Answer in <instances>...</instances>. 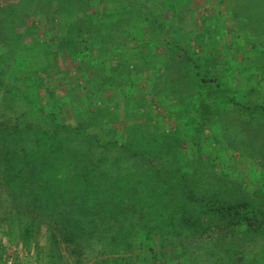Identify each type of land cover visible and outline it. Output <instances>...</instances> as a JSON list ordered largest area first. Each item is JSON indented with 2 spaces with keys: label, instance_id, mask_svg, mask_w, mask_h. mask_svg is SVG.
<instances>
[{
  "label": "rangeland",
  "instance_id": "obj_1",
  "mask_svg": "<svg viewBox=\"0 0 264 264\" xmlns=\"http://www.w3.org/2000/svg\"><path fill=\"white\" fill-rule=\"evenodd\" d=\"M0 81L22 91L0 90V121L35 124L65 154L96 163L118 153L132 170L147 156L132 150L151 144L170 193L185 171L197 197L264 203V111L246 107L264 103V0H0ZM14 205L0 188V259L9 247L23 253L12 264H230L236 254L219 247L229 240L249 260L264 257V231L225 240L185 230L180 247L178 225L159 221L119 231L114 250L92 238L79 255L51 231L25 240L37 221L15 219ZM200 206L181 209L196 216Z\"/></svg>",
  "mask_w": 264,
  "mask_h": 264
},
{
  "label": "trees",
  "instance_id": "obj_2",
  "mask_svg": "<svg viewBox=\"0 0 264 264\" xmlns=\"http://www.w3.org/2000/svg\"><path fill=\"white\" fill-rule=\"evenodd\" d=\"M39 77L37 75L34 83L38 91L42 86ZM1 89L12 93L19 90L14 85L6 89L0 81ZM23 95L27 96L25 92ZM246 107L264 111V103L247 104ZM53 114L50 120L58 125ZM36 127L31 122L20 125L0 121V188L15 202V219L26 214L37 221L36 225H25L21 234L33 229L39 233L51 231L54 243L69 244L75 248L73 252L80 255L78 246L91 243L92 238L99 248L114 250L120 244L119 231H131L138 225H158V221L161 225H178L174 240L180 247L185 230L192 231L191 236L198 234L208 239L212 238L210 232L217 230L219 237L225 240L231 236L244 238L246 234L253 237V233L264 231V203L259 205L250 196L230 197L213 192L197 197L186 181L185 171L179 173L178 182H175L177 189L182 186L181 189L170 193L168 187L171 185L168 184L173 181L167 183L162 179L167 177L165 170L168 172L169 168L152 162L155 148L151 144L150 151L132 150L135 156L147 155L144 165L124 170L118 163V153L114 154V161H108L105 154L98 157L99 162L92 163L89 158L84 159L78 149L65 154V148L56 146L55 141L49 144L50 137L39 135L37 130L34 132ZM116 145L120 149V145ZM108 149L105 145L102 150ZM126 149L130 151L131 148ZM70 154L75 157L71 159ZM157 192L162 194L159 198L155 197ZM184 201L201 205L199 215L185 213L181 209ZM179 225L183 229H179ZM23 236L29 240V235ZM226 243L221 246L219 243V247L229 257L236 254L233 260L228 258L230 264H264V257L255 254L249 260L238 251L237 246L242 244L235 247L230 240ZM184 251L182 248L181 252ZM173 252L181 253L176 249ZM193 254L195 252L188 257Z\"/></svg>",
  "mask_w": 264,
  "mask_h": 264
},
{
  "label": "crops",
  "instance_id": "obj_3",
  "mask_svg": "<svg viewBox=\"0 0 264 264\" xmlns=\"http://www.w3.org/2000/svg\"><path fill=\"white\" fill-rule=\"evenodd\" d=\"M16 254H19V255L17 256ZM22 255H23L22 252L16 251V249L13 247H9L7 248L6 256L5 255L1 256L3 258H1L0 261L2 260L3 263L1 262L0 263L1 264H12V261L16 260L17 257L22 256Z\"/></svg>",
  "mask_w": 264,
  "mask_h": 264
}]
</instances>
